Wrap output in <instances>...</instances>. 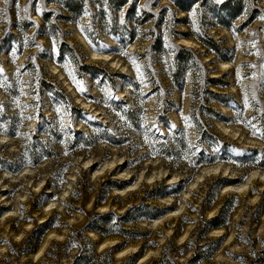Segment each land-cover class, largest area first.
I'll return each instance as SVG.
<instances>
[{
  "label": "rangeland",
  "instance_id": "obj_1",
  "mask_svg": "<svg viewBox=\"0 0 264 264\" xmlns=\"http://www.w3.org/2000/svg\"><path fill=\"white\" fill-rule=\"evenodd\" d=\"M261 17L264 0H0V264H264V182L227 188L264 173Z\"/></svg>",
  "mask_w": 264,
  "mask_h": 264
},
{
  "label": "bare ground",
  "instance_id": "obj_2",
  "mask_svg": "<svg viewBox=\"0 0 264 264\" xmlns=\"http://www.w3.org/2000/svg\"><path fill=\"white\" fill-rule=\"evenodd\" d=\"M186 14L184 13V12H181V17H184ZM179 43L181 44V45H185V46H187V47H191V46H193L194 45V42H192V41H190V40H188V39H181L180 41H179ZM89 52H90V55H91V57L93 58V59H95V60H98V59H101V60H105V61H110L113 65H116V66H120V68L121 67H123V65L120 63V60H118V59H116V58H113L111 55L113 54V53H111V52H104V53H98V52H96V51H94V50H92V49H89ZM221 66H222V68H230V66H231V62H221V64H220ZM122 69H125V68H122ZM83 103V105H85V107H87V108H91V106H90V104L88 103V102H86V101H83L82 102ZM96 111V110H95ZM225 131H227V129L225 128ZM264 143H261V145H263ZM98 161L95 159H93V158H91L88 162H86V167L88 168V169H91L92 167H94L95 166V164L97 163ZM224 168V170H227L228 168L226 167V166H224L223 164H217L216 166H210V167H207V168H204L201 172H200V174H198V179L199 180H201V178L202 177H204V176H206L207 174H210L211 172H215V173H218V172H220L222 169ZM102 170H104V168H102ZM101 173V169L99 168V169H97L96 171H95V173H94V176H96V175H98V174H100ZM161 173H163V172H161ZM259 174V172L258 171H253L252 173H250V174H248L247 176H246V181H245V183L244 184H242V185H238V186H236V185H227V188H229V189H232V190H238V191H243L245 194L246 193H249L250 192V187H251V185L253 184V183H258L259 181H261V182H264V173H262L261 174V178H257L256 176ZM128 175V174H127ZM130 176H128V178H129ZM239 176H234V179H237ZM142 178V177H141ZM149 179H150V181H153L154 180V178L155 177H153V176H150V177H148ZM231 178V177H230ZM170 179H174V178H170ZM140 182H141V179L140 180H138L136 183H134V184H130V185H128L127 186V188H124V189H118V190H116L119 194H128L129 192H131V191H133V190H135L137 187H139V185H140ZM71 184V183H70ZM261 187H263V186H261ZM0 191H1V189H0ZM121 192V193H120ZM187 192L185 193V198H186V196H187ZM56 200V199H55ZM172 200L171 199H168V202L170 203ZM183 209V206H181L180 208H179V210H182ZM108 210V206H102V207H100V211L102 212V211H107ZM176 215V213H171V214H169L168 215V217L167 218H172V217H174ZM42 219V221H46V219L45 218H41ZM164 218H160V219H157V220H155L154 221V223L152 224V226L153 227H156L157 225H159L161 222V228H163L166 224H167V222H164V220H163ZM10 227V224H7V226L5 227V230H4V232L5 231H7V229ZM11 230L14 232V234L16 233V231H15V229L14 228H12V226H11ZM172 231L171 230H168V233H171ZM55 235H57V234H55ZM187 236V234L184 236V237H182V239L183 238H185ZM60 237V236H59ZM101 246H107V243H104V244H102ZM136 250H137V248H135V247H132V248H127V249H124V250H122V251H119L118 253H117V255L119 256V257H123V256H125V255H127L128 253H130V252H133V253H135L136 252ZM159 251H157L156 253H158ZM6 256V254H4L3 255V257H5ZM147 257V256H146ZM145 259V258H144ZM144 259H142V260H144Z\"/></svg>",
  "mask_w": 264,
  "mask_h": 264
},
{
  "label": "snow or ice",
  "instance_id": "obj_3",
  "mask_svg": "<svg viewBox=\"0 0 264 264\" xmlns=\"http://www.w3.org/2000/svg\"><path fill=\"white\" fill-rule=\"evenodd\" d=\"M220 2H222V0H220ZM262 19H264V17H261ZM135 63V62H134ZM137 71H139V69L137 68ZM81 91H83V88L81 87Z\"/></svg>",
  "mask_w": 264,
  "mask_h": 264
}]
</instances>
